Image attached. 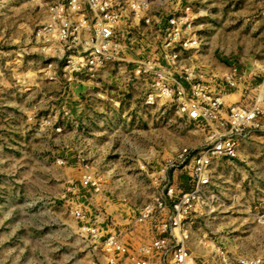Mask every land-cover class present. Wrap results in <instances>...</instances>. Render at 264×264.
I'll return each instance as SVG.
<instances>
[{
    "label": "rangeland",
    "instance_id": "rangeland-1",
    "mask_svg": "<svg viewBox=\"0 0 264 264\" xmlns=\"http://www.w3.org/2000/svg\"><path fill=\"white\" fill-rule=\"evenodd\" d=\"M54 1L0 0V264H96L94 255L107 264L85 228L123 242L121 232L105 234L114 226L111 214L134 223L128 233L137 243L123 242L130 252L161 264L158 255L141 251L155 238L154 223L136 219L165 186L190 190L189 177L168 165L181 149L204 145L207 127L188 121L174 103L106 102L96 97L99 88L91 95L86 79L66 81L39 52L37 31ZM219 162L207 205L180 232L194 264L264 256V210H250L247 200V191L260 193L259 184L238 185L246 200L234 201L233 179L243 173L227 169L217 179ZM183 174L188 178L177 176ZM85 176L93 186L83 183ZM168 215L165 209L159 219Z\"/></svg>",
    "mask_w": 264,
    "mask_h": 264
},
{
    "label": "built area",
    "instance_id": "built-area-1",
    "mask_svg": "<svg viewBox=\"0 0 264 264\" xmlns=\"http://www.w3.org/2000/svg\"><path fill=\"white\" fill-rule=\"evenodd\" d=\"M170 2L173 9L162 19L163 14L154 9L155 0H56L37 36L39 52L59 65L66 81L83 78L98 84L100 73L108 70L118 79L125 77L126 84L142 82L144 104L174 103L177 113L207 127L204 145L181 149L168 165L189 177L190 190L177 192L165 186V193L144 205L136 219L154 223L155 238L142 252L158 255L161 264H194L180 236L183 223L199 206L207 205L214 163L235 159L241 142L255 132L264 136V123L259 122L264 119V88L244 87V100L250 98V105H225L223 94L238 90L246 75L232 66L218 78L189 65L190 57L207 46L205 26L195 5ZM132 54L144 56L135 59ZM108 86H101L96 97L109 102ZM83 183L94 185L90 176ZM165 209L169 215L160 220ZM76 216L81 217L79 212ZM85 229L93 252L106 253L107 264H124L127 258L132 264H153L151 258L132 254L118 237L101 240L97 228ZM237 262L264 264V256H243Z\"/></svg>",
    "mask_w": 264,
    "mask_h": 264
},
{
    "label": "crops",
    "instance_id": "crops-1",
    "mask_svg": "<svg viewBox=\"0 0 264 264\" xmlns=\"http://www.w3.org/2000/svg\"><path fill=\"white\" fill-rule=\"evenodd\" d=\"M184 2L195 5L199 21L203 22L205 26L204 33L207 35L205 38L208 39L205 49L198 55H192L187 63L218 78L227 73L232 66L238 67L246 75V82L238 90L224 93L223 100L227 106L234 103L250 105L252 103L250 98L244 100V87L264 88V0H184ZM154 9L161 12L162 19H165L173 9V5L170 0H155ZM143 56V54H132L135 59ZM132 67V64L129 65V68ZM124 78L118 79L107 70L100 73V83L96 84L90 81L83 83L93 96L96 88L109 85L112 92L106 96L110 97L112 103L128 100L142 101L146 86L142 82L131 81L126 84ZM206 83L210 84L208 80ZM93 101L95 102V100ZM259 122L263 124L264 119H260ZM261 154H264V136L255 132L241 142L234 160L221 159L220 162L217 161L219 167L216 170L217 179L224 178L227 169L236 168L243 173L240 180L233 179L237 186L234 201L246 200L238 185H243V189L246 190L251 188L252 184H259V194L247 191L249 194L247 200H250L252 205L249 209L256 212L264 210V186H262L264 183V159L251 160L248 157H257ZM177 176L181 180L188 178L184 174ZM256 201L259 207L255 204ZM109 220L114 226H107L108 230L105 234L121 232L124 234L123 242L130 241L134 245L137 243L134 241L137 237L134 238L128 233L130 229L134 228V223L128 226L126 221L119 220L112 214L107 222ZM94 258L92 256V261L95 260L96 264H103L105 261L104 256L101 255L99 258ZM130 263L128 258L124 260V264Z\"/></svg>",
    "mask_w": 264,
    "mask_h": 264
}]
</instances>
